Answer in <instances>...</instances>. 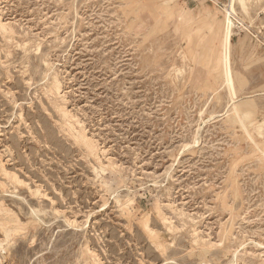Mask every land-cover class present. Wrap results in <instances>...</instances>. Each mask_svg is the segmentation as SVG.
<instances>
[{"label": "rangeland", "instance_id": "1", "mask_svg": "<svg viewBox=\"0 0 264 264\" xmlns=\"http://www.w3.org/2000/svg\"><path fill=\"white\" fill-rule=\"evenodd\" d=\"M0 19V264H264V0Z\"/></svg>", "mask_w": 264, "mask_h": 264}, {"label": "bare ground", "instance_id": "2", "mask_svg": "<svg viewBox=\"0 0 264 264\" xmlns=\"http://www.w3.org/2000/svg\"><path fill=\"white\" fill-rule=\"evenodd\" d=\"M239 1V0H238ZM229 9V8H228ZM227 11V13H228V11L229 10H226ZM227 20H228V16L227 17H225V19H224V23H223V29H222V33H225L226 31H227V28H228V23H227ZM10 27H9V23L7 24L6 22H3V21H1V19H0V29L1 30H8ZM15 33V32H14ZM52 82V81H51ZM228 83V82H227ZM61 85V84H60ZM60 85H59V83H58V81L56 80V78L54 79V81H53V89L55 90V91H57V93L60 91ZM53 93V92H52ZM51 94V93H50ZM230 104H229V107H228V109L226 110V112H225V114H227V112L228 113H233V112H236L237 113V110L235 109V105H236V101L234 100V98H233V96H231L230 95ZM236 108H237V106H236ZM235 109V110H234ZM61 110V112L63 113V115H65V116H67V111L63 108V109H60ZM69 116V115H68ZM78 124V123H77ZM80 125V124H79ZM76 133H77V137H78V139L80 140V141H82V143L83 144H85L86 146H87V148L90 150V152L91 151H93V150H95V147H96V145L94 144V142L92 141V139L91 138H88L87 137V135L84 133V131H83V129H80V130H76ZM1 163V162H0ZM2 169H3V171H4V173L6 174V172H5V170H4V167L2 166L1 167ZM0 168V169H1ZM96 170V169H95ZM8 174V173H7ZM19 178V177H18ZM20 179V178H19ZM2 211V210H1ZM5 211V210H4ZM7 211V210H6ZM8 212V211H7ZM35 212V211H34ZM7 222V221H6ZM1 223V222H0ZM1 225H2V223H1ZM6 225V224H5ZM2 226H4V225H2ZM9 226V225H8ZM5 227V226H4ZM12 233V232H11Z\"/></svg>", "mask_w": 264, "mask_h": 264}]
</instances>
